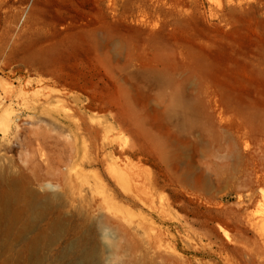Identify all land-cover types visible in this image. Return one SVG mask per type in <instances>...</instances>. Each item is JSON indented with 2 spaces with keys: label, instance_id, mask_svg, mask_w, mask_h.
<instances>
[{
  "label": "rangeland",
  "instance_id": "374dc122",
  "mask_svg": "<svg viewBox=\"0 0 264 264\" xmlns=\"http://www.w3.org/2000/svg\"><path fill=\"white\" fill-rule=\"evenodd\" d=\"M4 117L0 165L58 195L5 264H264V0H0Z\"/></svg>",
  "mask_w": 264,
  "mask_h": 264
},
{
  "label": "bare ground",
  "instance_id": "6f19581e",
  "mask_svg": "<svg viewBox=\"0 0 264 264\" xmlns=\"http://www.w3.org/2000/svg\"><path fill=\"white\" fill-rule=\"evenodd\" d=\"M8 123L6 117L1 118L0 129L4 128V132L7 131ZM49 187L51 190L55 188ZM57 197L58 195L54 192L42 196L30 193L22 176L8 171L3 165H0V258L9 251L7 261L12 260V247L28 232L29 223H22L28 215L26 211L30 210L37 216H42ZM100 231L102 239L110 238V234H105L103 226ZM133 244L130 246L133 247L131 255L127 254L130 255V260L125 264H186L184 260L170 252L171 245L169 246L168 243L150 240L144 244L142 241ZM128 249L124 243L114 239L103 240L93 251L82 252L78 264H89L91 257L93 264H123L118 262L121 259L119 260L117 256L120 257L121 253L124 255ZM0 264H5V262L1 260Z\"/></svg>",
  "mask_w": 264,
  "mask_h": 264
}]
</instances>
